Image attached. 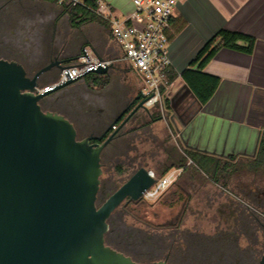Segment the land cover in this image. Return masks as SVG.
I'll list each match as a JSON object with an SVG mask.
<instances>
[{
	"label": "rangeland",
	"instance_id": "374dc122",
	"mask_svg": "<svg viewBox=\"0 0 264 264\" xmlns=\"http://www.w3.org/2000/svg\"><path fill=\"white\" fill-rule=\"evenodd\" d=\"M18 2L0 0V18L13 12L10 15L17 23L7 34L0 32V42L25 55L21 60L24 58L22 62L32 76L49 65L53 57L73 64L75 60L70 59L81 56L85 48L102 60L114 62L106 74L109 83L105 88H88L80 79L53 94L50 101L54 106L45 108L65 115L74 124L80 140L97 135L101 121L109 126L118 118L117 112L137 98L143 87L142 78L127 64L117 62L122 54L111 39L110 26L95 21L77 22L78 28L74 27L71 18L64 14L63 7L70 6L69 2ZM30 6L43 11L41 16L25 12ZM0 55L9 56L1 50ZM59 75L53 69L39 81L47 87L57 82ZM129 110L123 117H128ZM149 111L150 114L139 111L135 119L133 115L124 136L112 141L102 153L101 187L105 185L108 197L139 170L135 171L134 165L157 174L171 151L181 148L172 117L160 106ZM258 178L243 169L227 180L225 189L196 167H190L160 198L120 206L109 219L110 229H114L110 246L139 264L164 260L168 264H247L249 260L259 264L264 255V229L245 224L242 217L238 221L246 207L240 202L232 204V199L237 200L235 195L246 193V185L263 189L264 183ZM108 197L98 200V207Z\"/></svg>",
	"mask_w": 264,
	"mask_h": 264
},
{
	"label": "water",
	"instance_id": "95a60500",
	"mask_svg": "<svg viewBox=\"0 0 264 264\" xmlns=\"http://www.w3.org/2000/svg\"><path fill=\"white\" fill-rule=\"evenodd\" d=\"M55 67L66 68L50 63L30 77L21 64L0 59V264H139L107 245L109 219L125 203L143 201L158 180L140 168L97 202L104 149L135 112L150 111L141 101L115 131L125 113L101 136L80 140L66 117L42 109L48 95L74 83L38 93L40 77Z\"/></svg>",
	"mask_w": 264,
	"mask_h": 264
},
{
	"label": "crops",
	"instance_id": "0c3cea01",
	"mask_svg": "<svg viewBox=\"0 0 264 264\" xmlns=\"http://www.w3.org/2000/svg\"><path fill=\"white\" fill-rule=\"evenodd\" d=\"M98 1L109 5L121 19L135 11L133 0ZM174 14L167 53L172 65L169 72L175 78L168 86L167 96L179 141L216 157H255L264 130V0H182ZM221 30L253 37V53L223 48L204 69L200 68L201 61L192 65ZM188 70L189 78L197 84L208 82L209 78L220 80L206 104L184 77ZM256 176L264 183L262 173ZM232 200L234 206L238 202L246 206L238 198Z\"/></svg>",
	"mask_w": 264,
	"mask_h": 264
},
{
	"label": "built area",
	"instance_id": "2783aa9c",
	"mask_svg": "<svg viewBox=\"0 0 264 264\" xmlns=\"http://www.w3.org/2000/svg\"><path fill=\"white\" fill-rule=\"evenodd\" d=\"M86 0H60L61 5L69 2L73 6L86 7ZM182 0H133L135 11L123 19L118 18L109 5L97 0L96 15L109 23L111 38L119 46L122 56L117 60L133 66L140 74L143 87L140 90L141 101L151 110L157 106L163 108V92L168 89V72L171 61L168 57L169 34L172 31L174 12ZM112 61L98 58L90 48H85L73 64L60 71L58 81L48 87H41L38 93H45L57 85L76 82L100 68L111 67ZM116 129V127H114ZM184 169H174L164 177L150 171L158 181L148 189L145 201L160 198L182 175Z\"/></svg>",
	"mask_w": 264,
	"mask_h": 264
},
{
	"label": "trees",
	"instance_id": "16d2710c",
	"mask_svg": "<svg viewBox=\"0 0 264 264\" xmlns=\"http://www.w3.org/2000/svg\"><path fill=\"white\" fill-rule=\"evenodd\" d=\"M42 1H44L47 4L54 5V4H58L60 0H42ZM85 4L88 8L79 5L78 6L70 5L63 7L64 14H67L71 18L74 27L78 28L79 24H77V22L83 24L86 22H95V21L103 22L105 23V25L109 27V23L107 21L100 18L91 10V9H96L97 0H86ZM10 14H13V12H11ZM10 14L8 15L6 14L5 17L0 18V32L4 34H7L9 32V29H12V27H13L12 30H14L15 29L14 27L17 26V23L12 19V16ZM171 34L172 31L169 34L170 39H171ZM255 43H256L255 39L248 35H244L238 32H232L229 30H221L199 52L197 57L192 62V65H195L196 63L201 61L200 68L204 69L205 66L210 62V60L216 55V53L223 48L240 51L246 54H252L254 51ZM76 59L75 58L70 59V61ZM190 72L191 71L189 70L185 72L184 77L190 84L191 88L196 92L201 102L203 104H206L216 92L220 80L217 78H209L208 82H203V83L200 82V84H197L191 81V79L189 78ZM167 76H168V82L170 84L175 78V75L172 74V72L170 71L168 72ZM83 80L88 88H94V87L105 88L109 83V80L107 79L106 75H99L96 73L86 75ZM58 91H55L47 96L46 100L42 104V109L44 111L45 108L54 106L53 104H51L50 98L52 97L53 94H56ZM162 92H163V110L170 117H172L173 114L170 107V100L167 96V89L164 88ZM133 109L134 107H132L129 110L128 114L132 112ZM52 111L63 115L62 113L56 110H52ZM63 116L66 117L65 115ZM153 118L155 119L156 117L153 116ZM125 119L126 116L123 117L117 124H115L114 127L118 129L121 123ZM131 122H132V118L128 121L127 124ZM127 124L118 131L113 142L120 140L124 136L125 134L124 130ZM112 131H114V129H112ZM107 137L105 138V140L107 139ZM190 162H192V164L190 165L191 167H196L197 171L203 173L204 175L212 179L216 184H221L222 187L225 189L227 187V180H229L231 176L238 173L240 170L245 169L250 173H254L256 175L258 173H262L264 175V130L261 132L258 149L255 157L253 158L243 157V156H230L226 158L216 157L188 148L183 143H181V148H177L175 150L173 149V151H171V153L168 155L167 163L162 169H160L159 173H157L156 175L158 177H164L174 169L186 170ZM239 162L243 164L240 166L238 165ZM134 168L136 171L140 168H145V167H143L142 165H134ZM223 179L226 181L225 183H223ZM263 193H264V188L255 189L252 188V186H246V193L243 196L235 195L246 205L245 206L246 210L243 209L244 211L241 213L243 216L241 214L238 215V219H237L238 221L239 218L242 217L245 219L244 220L245 224H248L250 226L253 223L264 229V222L260 217V215L264 216V196H262ZM138 203H142V201ZM113 233H114V229H110V231L106 235V243L109 246L110 243L112 242ZM110 247L113 248V246Z\"/></svg>",
	"mask_w": 264,
	"mask_h": 264
},
{
	"label": "flooded vegetation",
	"instance_id": "af4514ba",
	"mask_svg": "<svg viewBox=\"0 0 264 264\" xmlns=\"http://www.w3.org/2000/svg\"><path fill=\"white\" fill-rule=\"evenodd\" d=\"M17 4H22V0H19V2L17 3ZM38 9H37V7H32V6H30L29 7V9H26V11L25 12H27L29 15H31V16H34V15H40L41 16V14H42V12L41 11H37ZM0 50L2 51V52H4L6 55H9V56H1L0 55V59H3V60H7V61H10V62H17V63H19V64H21L24 68H25V70H26V72L28 73V75L30 76V77H33L32 76V74H31V72H29L28 71V69H27V66H26V64H24V62H22V61H24V58L21 60V57H25V55L21 52V51H18L16 48H14V47H12V46H4V44H3V42H0ZM57 62H62L63 63V65H65V66H68L69 64H67V62H66V60H60L59 59V57L57 56V57H53V59H51V62L50 63H57ZM49 63V64H50ZM54 69H56V70H58L59 71V69H58V67H55ZM40 71V70H39ZM60 72V71H59ZM37 73V72H36ZM35 73V74H36ZM34 74V75H35ZM41 78V77H40ZM81 79H84V78H81ZM80 80V79H79ZM141 102V99L140 100H137L136 101V99H134V100H132V101H130L128 104H127V106L125 107V110H123V111H119V112H117V115H118V117L119 116H121L122 114H124V113H126L127 112V110L128 109H131L132 107H134V109L138 106V104ZM44 103V102H43ZM139 111H143V109H139L137 112H135L134 113V119L136 118V114L139 112ZM115 119H113L112 121H114ZM100 130H99V132H98V134L97 135H95V134H90V135H94V136H101L104 132H105V130L107 129V127H108V124H107V126L105 125V123L104 122H100ZM113 132V131H112ZM90 135H88V136H90ZM87 136V137H88ZM86 138V137H85ZM85 138H83V139H85ZM83 139H81V140H83ZM105 141V139H103L102 141H93V143H103ZM105 197H108V195L106 194V187H105V185H103L101 188H100V191H99V194H98V200L99 201H102L103 200V198H105ZM245 257H246V259L248 260L249 258H247L248 257V255H246L245 254ZM244 259V258H243ZM167 263H168V261H167ZM259 263H260V261H259ZM247 264H254V262H252L251 260H249L248 262H247Z\"/></svg>",
	"mask_w": 264,
	"mask_h": 264
}]
</instances>
